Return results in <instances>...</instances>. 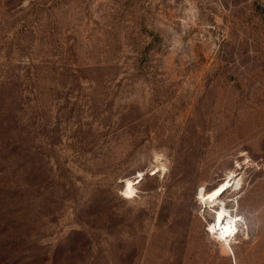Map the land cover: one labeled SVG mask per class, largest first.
<instances>
[{
	"label": "rangeland",
	"instance_id": "rangeland-1",
	"mask_svg": "<svg viewBox=\"0 0 264 264\" xmlns=\"http://www.w3.org/2000/svg\"><path fill=\"white\" fill-rule=\"evenodd\" d=\"M0 264H264V0H0Z\"/></svg>",
	"mask_w": 264,
	"mask_h": 264
},
{
	"label": "bare ground",
	"instance_id": "bare-ground-1",
	"mask_svg": "<svg viewBox=\"0 0 264 264\" xmlns=\"http://www.w3.org/2000/svg\"><path fill=\"white\" fill-rule=\"evenodd\" d=\"M235 175V173L231 176V180L230 181H228V183L227 184H229V183H231V181H232V183H233V185H235V184H237V180H236V175ZM137 183H139L138 181H137ZM232 186V185H231ZM222 191V188L220 187L219 189H217L216 188V190L214 191V192H212V193H210L209 194V198L210 199H214V198H216L218 195H219V193ZM226 216V215H225ZM222 218H223V216H222ZM222 220V219H221ZM220 221V220H219ZM218 221V226L220 227V229H218L221 233V235L222 234H224V235H227L228 233L230 234L231 233V230H232V227L230 226V225H228V226H225L224 228H223V226H224V223L225 224H228L227 222H225L224 220H223V224H222V222H221V224H220V222ZM222 226V227H221ZM213 229L215 230L216 229V226H214L213 227Z\"/></svg>",
	"mask_w": 264,
	"mask_h": 264
},
{
	"label": "water",
	"instance_id": "water-1",
	"mask_svg": "<svg viewBox=\"0 0 264 264\" xmlns=\"http://www.w3.org/2000/svg\"><path fill=\"white\" fill-rule=\"evenodd\" d=\"M140 180H138V182H139Z\"/></svg>",
	"mask_w": 264,
	"mask_h": 264
}]
</instances>
